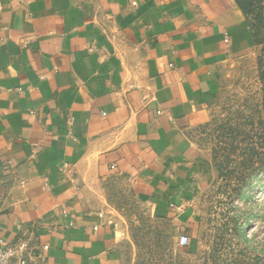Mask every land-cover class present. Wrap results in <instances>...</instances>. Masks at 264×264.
Segmentation results:
<instances>
[{
  "label": "crops",
  "instance_id": "obj_1",
  "mask_svg": "<svg viewBox=\"0 0 264 264\" xmlns=\"http://www.w3.org/2000/svg\"><path fill=\"white\" fill-rule=\"evenodd\" d=\"M254 47L233 0H0L1 245L27 231L44 264H133L94 195L113 180L190 235L193 132Z\"/></svg>",
  "mask_w": 264,
  "mask_h": 264
},
{
  "label": "rangeland",
  "instance_id": "obj_2",
  "mask_svg": "<svg viewBox=\"0 0 264 264\" xmlns=\"http://www.w3.org/2000/svg\"><path fill=\"white\" fill-rule=\"evenodd\" d=\"M248 25L253 51L220 68L209 120L192 135L208 167L189 246L178 245L182 220H155L121 181L94 185L133 264H264V0Z\"/></svg>",
  "mask_w": 264,
  "mask_h": 264
},
{
  "label": "built area",
  "instance_id": "obj_3",
  "mask_svg": "<svg viewBox=\"0 0 264 264\" xmlns=\"http://www.w3.org/2000/svg\"><path fill=\"white\" fill-rule=\"evenodd\" d=\"M99 219H104V214H98ZM96 229V226L94 227ZM19 232L23 227L18 226ZM190 243L189 237L181 235L178 238V245L181 248L187 247ZM0 240V264H44L48 246H38L35 244L34 236L31 232L23 231L12 243L1 245Z\"/></svg>",
  "mask_w": 264,
  "mask_h": 264
},
{
  "label": "trees",
  "instance_id": "obj_4",
  "mask_svg": "<svg viewBox=\"0 0 264 264\" xmlns=\"http://www.w3.org/2000/svg\"><path fill=\"white\" fill-rule=\"evenodd\" d=\"M262 1L263 0H234L235 4L240 9V11H242L247 21H248V16L255 11L256 5H259ZM258 9H260V7H258ZM252 38L255 46V40L253 34H252ZM260 64L262 65V63ZM260 69H263L260 70V79L264 82V68L261 66Z\"/></svg>",
  "mask_w": 264,
  "mask_h": 264
}]
</instances>
